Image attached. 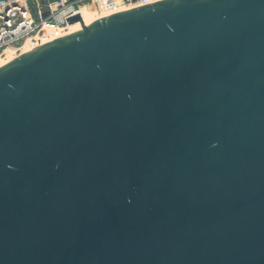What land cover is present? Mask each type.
Returning a JSON list of instances; mask_svg holds the SVG:
<instances>
[{
	"label": "water",
	"instance_id": "1",
	"mask_svg": "<svg viewBox=\"0 0 264 264\" xmlns=\"http://www.w3.org/2000/svg\"><path fill=\"white\" fill-rule=\"evenodd\" d=\"M0 264H264V0L153 1L1 66Z\"/></svg>",
	"mask_w": 264,
	"mask_h": 264
},
{
	"label": "built area",
	"instance_id": "2",
	"mask_svg": "<svg viewBox=\"0 0 264 264\" xmlns=\"http://www.w3.org/2000/svg\"><path fill=\"white\" fill-rule=\"evenodd\" d=\"M111 0H0V54L16 57L69 34L66 20L79 15L80 5H109ZM137 0H121L130 4ZM15 57V58H16Z\"/></svg>",
	"mask_w": 264,
	"mask_h": 264
},
{
	"label": "bare ground",
	"instance_id": "3",
	"mask_svg": "<svg viewBox=\"0 0 264 264\" xmlns=\"http://www.w3.org/2000/svg\"><path fill=\"white\" fill-rule=\"evenodd\" d=\"M157 0H137L128 5L122 4L120 0H111L109 5L101 4L100 8L96 7L95 4H84L80 5L79 15L81 17L80 22H76L69 25V34L79 32L81 30V24H90L95 19L109 16V14L123 12L124 10L139 7L140 5L153 3ZM26 52L29 50H25ZM16 56L13 55L9 50H6L0 54V67L7 64L10 60L14 59Z\"/></svg>",
	"mask_w": 264,
	"mask_h": 264
},
{
	"label": "rangeland",
	"instance_id": "4",
	"mask_svg": "<svg viewBox=\"0 0 264 264\" xmlns=\"http://www.w3.org/2000/svg\"><path fill=\"white\" fill-rule=\"evenodd\" d=\"M120 2H121V0H120ZM122 3V2H121ZM99 8V7H98Z\"/></svg>",
	"mask_w": 264,
	"mask_h": 264
}]
</instances>
